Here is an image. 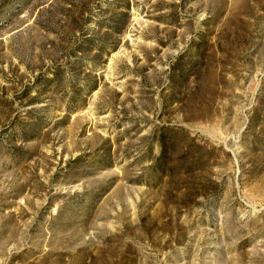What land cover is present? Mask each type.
Segmentation results:
<instances>
[{
	"label": "rangeland",
	"instance_id": "rangeland-1",
	"mask_svg": "<svg viewBox=\"0 0 264 264\" xmlns=\"http://www.w3.org/2000/svg\"><path fill=\"white\" fill-rule=\"evenodd\" d=\"M0 264H264V0H0Z\"/></svg>",
	"mask_w": 264,
	"mask_h": 264
}]
</instances>
